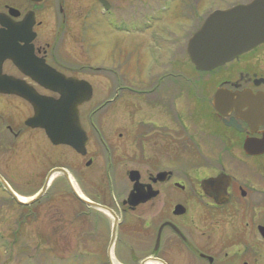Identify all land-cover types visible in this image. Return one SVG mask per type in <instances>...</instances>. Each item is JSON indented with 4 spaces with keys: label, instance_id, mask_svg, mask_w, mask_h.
Masks as SVG:
<instances>
[{
    "label": "flooded vegetation",
    "instance_id": "af4514ba",
    "mask_svg": "<svg viewBox=\"0 0 264 264\" xmlns=\"http://www.w3.org/2000/svg\"><path fill=\"white\" fill-rule=\"evenodd\" d=\"M122 1H127V3L119 6L114 0H0V30L4 36L2 47L16 46L20 48L24 62L21 66H18L11 59H5L0 67L1 77L9 76L17 79V85L22 91L21 94L0 92V170L5 167L2 164L8 159L6 155L8 152H5L8 146L13 147L14 143L19 141L16 149L19 158H17L16 165L20 173L17 179L19 180L20 178L21 183L36 184V186L42 184L43 187L53 169L64 168L70 174L72 173L73 180L83 191L84 188L81 186L80 181H83L87 175L78 177L76 172H74L75 169H71L70 166H62L59 165L60 163L51 165L55 161V154L51 152V154H47L46 158L40 159V157L42 158L40 151L46 146L51 148L66 146L85 160L86 168L93 167L97 163V158L103 153L108 159L106 174L112 179V172L115 174L114 171L121 164L118 154L119 145L121 144L119 139L127 132L132 133L135 138H150L154 131L160 133L154 135V137L163 138L165 141L168 140L170 142V137L176 138V141L172 140V142L179 146L178 155L184 156V154H187L194 158L187 161V167L198 169L205 165L200 157L203 154L201 145L192 134L185 136L184 118L180 115L178 109L175 108L179 103V97H169L170 102L164 101L163 97L156 100L153 98V95L158 91H164L163 93H165L166 89L177 87L175 80H173L174 84H167L164 74L158 75L152 82L146 83L147 85L138 84L137 82L133 85V82L123 79L121 77L122 74H119L115 81L117 92L114 98L102 101V103L97 104L86 114L83 113L82 109L86 104L79 107L80 122L89 139L86 155L79 154L68 145H55L48 138L43 128L33 127L28 124V121L35 116V106L27 98L28 95L37 93L40 96L50 98L59 96L45 85V83H49L54 78L51 75V69L67 77H75L89 82L81 74L76 73L71 65L68 66L66 61H62L57 53L56 49L59 42L55 35L56 24L60 28L70 24L80 23V25H84L95 16L98 22L101 19V21H105L109 26L117 30L119 25L133 26V23L135 24L137 21H144L145 17H149L151 20L170 17L168 19L170 21L176 22V19L180 21L184 19L185 21L197 22L200 27L212 11L208 12L203 18L201 0H156L155 2L142 4V9H149V13L144 12L142 15H138L139 11L137 16H135L136 18H133V9L137 10L138 8L136 4L133 5L135 0ZM138 1L141 2L142 0ZM123 9L125 12H123ZM57 10L59 11L58 14ZM76 10H82V14L78 16V19L74 17V11ZM30 20L33 22V26L30 35H27V37L31 36V40L26 42L25 38L26 40L30 38L24 35V24ZM198 28L193 30L189 38ZM147 29L144 27L141 32ZM11 30H15L16 36L22 37V40L8 39ZM152 46L155 47V45L151 44ZM180 52L181 54L177 56H183V50ZM248 53L250 55L246 59L242 60V56H240L232 62L239 65L240 69L238 71L234 68L235 64H232L226 74H221L216 78V80L219 79L218 88L214 89L213 95L208 97L207 102L212 107L215 121L225 127L230 134H237L235 146L240 147L247 159H253L257 162L264 159V156L247 155L244 150V142L249 137H262L264 122L258 126L255 125L253 130L244 118V113L248 110L247 106L241 108L232 107L230 106L231 102L225 99L223 111L227 116L219 113L214 106V95L219 88H226L230 91L228 94H236L245 89H250L254 93L264 92V82L260 84L256 82L260 78L264 79V67L259 65L264 58V44L259 45ZM169 57L170 54L167 58L169 59ZM243 63L244 65H242ZM127 64L128 62L125 63L119 59L118 63H116V69L121 70ZM148 67L147 73H149V77H153L151 72L154 69V65H148ZM80 69H83V66H80ZM90 84L92 85L91 82ZM0 87H8V82L0 81ZM132 89L133 94L136 96L135 99L137 101L142 99L144 101L145 99V105L148 109H154V107L162 109L165 111L163 114L166 116L171 113V121L176 129L167 130L169 124L166 122H163L161 129H158L146 109V113L141 114V118H137L136 112L130 121H111L112 128L113 126L119 128L118 136L114 138V141L110 140V136L114 132L105 131L108 125L103 119L104 117L98 115L102 111L107 110L108 105L112 102L119 101L121 92L125 90L130 92ZM194 90H196L197 94L198 89L194 88ZM141 94L145 96H140ZM196 99L198 100V97ZM135 111L142 113L144 110ZM9 119H12L14 124ZM232 121L236 122L240 128L238 129L228 124ZM42 134L46 138L43 136L41 139ZM181 138L183 139L181 140ZM41 140L43 146L41 145ZM140 144V156L136 154L133 156V169L128 174L130 177L132 170L137 171L139 179L138 182H132L129 178L130 189L127 195H111L108 198H104L101 192H98L100 187H97L96 190L94 183L90 191L91 194H89L90 201L111 208L119 219L118 235L114 245L119 241L120 228L125 226L128 229L130 241L125 246L129 250L130 261L133 260V264H141L148 261H152L154 264H250V260L255 258L257 252L258 256L263 255L261 245L255 246V244L249 243L246 241V233L238 234V230L230 235L227 240L222 241L220 246L217 241L218 222L220 219L226 218L225 216L227 215L232 218L236 215L240 217V213L246 218L249 209L253 210L259 206V208H264L263 190L254 187H251L252 191L245 189L244 184L238 183L235 177L223 168L216 175L205 178H193L185 175V173H177L168 167L169 161H166L168 163H163L155 160L152 152L144 151L147 147L143 145V141ZM165 144L166 146H162V152H170L171 147H168L166 142ZM172 147L175 146L172 145ZM226 149L232 148H225L224 151ZM155 154L159 153L155 152ZM65 158H68V154ZM180 159L184 160V157L178 156L176 160L181 162ZM50 161L52 162L50 163ZM176 163L172 162L169 165H175ZM260 164L256 165L261 170L264 165ZM164 173L166 175H163ZM221 173L231 176V182L226 190L227 194L224 196H218L219 194L216 193L206 194L203 181ZM57 177H60L59 180L66 183L72 198L85 206L87 213L89 212L93 219L89 221H91L92 227L96 229L98 223L101 222V215L105 213L97 207L81 201L74 194L63 174L52 178L48 190L54 186ZM1 179L9 184L7 178L0 172V184L2 183ZM137 183L142 185L140 189L141 192H144L143 196L149 195L150 197L154 192L156 194L145 202L131 205L129 196ZM42 187L36 191L41 190ZM84 191L86 192V190ZM137 193L138 190L136 188L135 194ZM248 193H252V196L257 198L253 199L250 205L248 202L243 201ZM13 201L17 203L15 199ZM135 201L137 199L133 198V203ZM259 226L264 227V225L259 224L254 231L255 233H259ZM262 238L264 239L263 236ZM110 243L109 241L108 249Z\"/></svg>",
    "mask_w": 264,
    "mask_h": 264
},
{
    "label": "rangeland",
    "instance_id": "374dc122",
    "mask_svg": "<svg viewBox=\"0 0 264 264\" xmlns=\"http://www.w3.org/2000/svg\"><path fill=\"white\" fill-rule=\"evenodd\" d=\"M114 1L119 6L127 3L122 0ZM135 1L133 5L136 4L138 8L133 9V18H136L139 11L138 15L144 12L149 13V9H142V4L156 0ZM244 1L248 0H201L202 17L204 18L208 12L216 8H225ZM58 12L57 10V14ZM123 12H125L124 9ZM74 14V17L78 19L82 10H76ZM169 18L151 20L145 17L144 21H137L133 23V26L119 25L117 30L101 19L98 22L95 16L84 25L70 24L62 28L55 25V35L59 42L56 50L61 60L66 61L68 66L71 65L76 73L88 79L94 87L93 99L83 106V113H89L97 104L115 97L117 92L115 81L119 74H122L123 79L133 82V85L136 84L135 82L147 85L146 83L152 82L158 75L164 74L167 84L172 85L175 80L177 87L166 89L165 93L164 91L156 92L153 95L154 100L163 97L164 101L170 102V98L179 97V101L177 100L179 103L175 108L184 118L185 136L192 134L202 147L201 161L205 165L198 169L189 168L186 166L187 161L194 158L187 154L178 155L179 146L172 142V140L176 141V138L170 137V142L165 141L163 138L154 137L160 134L155 131L150 138H135L132 133L127 132L120 139L117 138L121 142L118 150L121 164L114 171L115 174L112 172V179L106 174L108 159L103 153L97 158V163L93 167L86 168L85 160L66 146L53 148L46 146L42 149L40 159L46 158L47 154L52 152L55 154V161L53 163L50 161L51 165L60 163L59 165L75 169L74 172L78 177L87 175L83 181H80L86 192L81 188L80 191L88 199L94 184L96 190L100 187L98 192H101L104 198L128 194L130 189L128 174L133 169V156L135 154L140 156L141 141L147 147L144 151L152 152L155 160L163 163L177 162L171 166L168 163V167L177 173H185L193 178H205L216 175L223 168L233 175L238 183L244 184L245 189L252 191L251 187H254L264 191V168L260 170V167L256 165L260 163L264 165V159L257 162L247 159L240 147L235 146L237 134H230L225 127L215 121L212 107L207 102L208 97L213 95L214 89L218 88L219 79L216 80V78L226 74L232 64H235L234 68L238 71L239 65L231 62L213 71L196 70L186 53V43L193 30L199 27V23L184 19L183 21L176 19L174 22L168 20ZM144 27L148 29L141 32ZM149 43L155 47H151ZM182 50L183 56H177ZM249 55L246 53L241 59L244 60ZM119 59L125 63L128 62L127 66L125 65L121 70L116 69ZM148 65H154L151 72L153 77H149L147 73ZM259 65L264 67V58ZM80 66H83V69H80ZM194 88L198 89L197 94ZM119 97L123 100L112 102L107 110L98 115L104 117L108 125V128L104 130L114 132L110 140L114 141V138L118 136L119 128L115 126L112 128L111 121H130L136 112L137 118H141V114H145L146 109L158 129H161L163 122L169 124L167 130L176 129L171 121V113L166 116L162 109L156 107L148 109L145 99L144 101L135 99L133 89L130 92L127 90L121 92ZM140 109L144 111L142 113L135 111ZM9 120L14 124L12 119ZM43 136L44 134L40 138L42 139ZM165 142L172 148L170 152H162V146H166ZM18 145L19 141H16L13 147L8 146L5 152H8L10 156L6 154L8 159L6 158V163L2 164L5 167H2L0 172L7 178L13 191L22 196H29L41 188L42 184L36 186V184L21 183L20 178L17 179L20 174L16 165L19 158L16 150ZM41 145L43 146L42 140ZM225 148L232 149H226V152ZM67 154L68 158H65ZM178 156L184 157V160L177 161ZM59 179L60 177L56 178L54 186L48 190L44 198L30 207L22 206L11 198L10 202H5L9 199V195L0 184V264H111L108 260L110 258L108 244L112 218L102 214L101 222L96 229L93 228L89 221L93 220L90 213H87L84 205L72 198L66 183ZM253 199L257 198L253 197L252 193H248L243 201L250 205ZM259 207L249 209L246 218L240 213V217L236 215L232 218L227 215L218 222L219 246L236 230L238 234L246 233V241L249 243L255 246L261 245L263 255L258 256L257 252L255 258L250 260V264H264V239L260 233L254 232L259 224L264 225V208ZM119 233V241L111 250V254L120 264H133V260L130 261L129 250L125 246L130 241L128 229L125 226L121 227Z\"/></svg>",
    "mask_w": 264,
    "mask_h": 264
},
{
    "label": "water",
    "instance_id": "95a60500",
    "mask_svg": "<svg viewBox=\"0 0 264 264\" xmlns=\"http://www.w3.org/2000/svg\"><path fill=\"white\" fill-rule=\"evenodd\" d=\"M33 22L30 20L24 24V35H30ZM9 38L15 41L22 40V37L16 36L15 30L9 32ZM20 34H22L20 32ZM25 38V37H24ZM25 38L26 42L31 40V36ZM4 41L3 32L0 30V67L2 61L11 59L16 65L21 66L22 60L21 49L16 46L2 47ZM264 44V0H251L247 3L237 4L225 9H216L212 11L204 20L199 29L189 38L186 46L187 54L191 62L198 71H212L227 63L238 59L241 55L248 53L259 45ZM31 47V46H29ZM51 75L54 77L49 83H45L47 88L56 92L59 97L50 98L43 97L37 93L28 95V99L35 106V116L28 121L33 127L43 128L55 145L65 144L71 146L79 154H87L88 136L83 129L79 118V106L90 101L93 97V87L85 80H79L75 77H67L64 74L51 69ZM0 81L8 82V87H0V92L21 94V89L17 85V79L9 76L1 77ZM257 84L264 82L263 78L256 81ZM10 84V86H9ZM230 92L226 88H219L214 95V106L219 113L227 116L223 111L224 100H229L230 106L241 108L247 106L248 110L244 113V118L254 130V126H258L264 122V92L254 93L250 89H245L236 94H228ZM229 125L240 128L236 122L232 121ZM245 153L249 156L264 155V133L260 138L249 137L244 142ZM58 173L64 174L67 181L71 185L76 196L88 205L97 207L109 213L113 219V229L111 235V243L109 247V255L114 246L119 219L115 212L103 205L95 204L87 198L82 197L72 185L70 174L64 168H56L49 174L48 180L42 190L36 197H32L29 201H22L19 196L9 187V185L1 179L8 192L12 197L21 204L30 205L38 200L47 190L50 179ZM163 175H166L165 173ZM131 181L138 182L139 176L137 171L130 172ZM231 182V176L221 173L215 177H209L203 181L206 194L216 193L226 195V190ZM138 190L137 195L135 190ZM142 185L138 183L134 185L133 192L130 193L129 202L136 205L140 202L147 201L156 192L144 195L141 192ZM133 198L137 199L133 203ZM259 231L264 237V227L260 226ZM141 264H146L142 262ZM164 264V263H163Z\"/></svg>",
    "mask_w": 264,
    "mask_h": 264
},
{
    "label": "bare ground",
    "instance_id": "6f19581e",
    "mask_svg": "<svg viewBox=\"0 0 264 264\" xmlns=\"http://www.w3.org/2000/svg\"><path fill=\"white\" fill-rule=\"evenodd\" d=\"M88 140H89V139H88ZM87 145H88V143H87ZM86 148H87V146H86ZM71 181H72V184L74 185L75 189L77 190L78 194H80L82 197H85V196L83 195V193L79 190L78 185L76 184V182H75L74 180H71ZM5 188H6V187H5ZM19 199H21L22 201H29V200H30V198H28V197H24V196H20V195H19ZM113 264H120V263L117 262L116 260H114V261H113ZM147 264H154V262L149 261Z\"/></svg>",
    "mask_w": 264,
    "mask_h": 264
},
{
    "label": "trees",
    "instance_id": "16d2710c",
    "mask_svg": "<svg viewBox=\"0 0 264 264\" xmlns=\"http://www.w3.org/2000/svg\"><path fill=\"white\" fill-rule=\"evenodd\" d=\"M200 157H201V159L203 158V156H202V155H201ZM25 207H27V206H25Z\"/></svg>",
    "mask_w": 264,
    "mask_h": 264
}]
</instances>
